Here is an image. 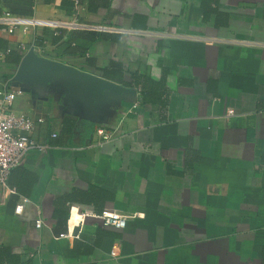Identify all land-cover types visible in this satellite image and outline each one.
<instances>
[{
    "label": "crops",
    "instance_id": "obj_1",
    "mask_svg": "<svg viewBox=\"0 0 264 264\" xmlns=\"http://www.w3.org/2000/svg\"><path fill=\"white\" fill-rule=\"evenodd\" d=\"M214 1L0 0V15L80 24H0V89L19 88L10 80L31 46L100 76L116 61L124 81L163 87L151 101L119 83L136 100L104 121L16 96L15 112L44 117L30 135L46 148L0 187V264H264V0Z\"/></svg>",
    "mask_w": 264,
    "mask_h": 264
},
{
    "label": "water",
    "instance_id": "obj_2",
    "mask_svg": "<svg viewBox=\"0 0 264 264\" xmlns=\"http://www.w3.org/2000/svg\"><path fill=\"white\" fill-rule=\"evenodd\" d=\"M10 84L32 97L61 100L64 112L94 121H104L122 101L137 97L134 87L42 56L34 46L22 56Z\"/></svg>",
    "mask_w": 264,
    "mask_h": 264
},
{
    "label": "built area",
    "instance_id": "obj_3",
    "mask_svg": "<svg viewBox=\"0 0 264 264\" xmlns=\"http://www.w3.org/2000/svg\"><path fill=\"white\" fill-rule=\"evenodd\" d=\"M74 4H78L79 0H72ZM0 24L3 25L4 30L8 33L14 32L17 27H23V30H27L28 26L34 25H56L64 27H79L80 24L74 22H55L52 20H39L32 17L19 16L4 12L0 15ZM98 30L109 29L107 26H96ZM129 31V30H127ZM7 52L10 50L7 49ZM23 91L20 88H14L11 90L0 89V187L7 186V178L12 168L17 167L21 163L23 155L30 149L43 150L46 146L37 143L32 137L31 132L34 129L36 123H41L44 120L43 116L37 118H31L30 116L15 112L13 102L16 96L21 95ZM232 109L227 110V115H233ZM97 133L101 136L102 141H106L110 138V134L103 128H98ZM56 133H52V137H55ZM29 202L27 197L18 198L14 212L21 214L25 205ZM104 224L117 229L124 228L126 222L124 219L119 218L108 212L102 213ZM35 226L40 227L42 225V219L38 216L35 221ZM69 234L65 232L59 233L60 237H66ZM116 252L111 251V256H115Z\"/></svg>",
    "mask_w": 264,
    "mask_h": 264
},
{
    "label": "trees",
    "instance_id": "obj_4",
    "mask_svg": "<svg viewBox=\"0 0 264 264\" xmlns=\"http://www.w3.org/2000/svg\"><path fill=\"white\" fill-rule=\"evenodd\" d=\"M214 3V0H206L204 4V8L208 9L210 4ZM11 13V12H10ZM19 56L16 59L18 62ZM103 76L109 80L122 83L124 85H133L139 89V93L143 100L147 98L151 101H155L158 99L157 95L160 96L162 92V83L159 81L153 80L149 75H140V74H133L132 80L130 82H126L123 79L124 71L123 67L119 62L111 61L110 64L102 69ZM61 133H66V131L62 130ZM71 197L68 198V201H72Z\"/></svg>",
    "mask_w": 264,
    "mask_h": 264
}]
</instances>
